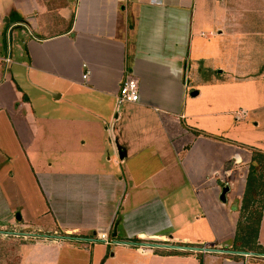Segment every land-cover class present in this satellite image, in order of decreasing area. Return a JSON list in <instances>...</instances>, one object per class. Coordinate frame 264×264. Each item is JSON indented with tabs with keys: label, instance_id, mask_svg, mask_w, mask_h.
I'll list each match as a JSON object with an SVG mask.
<instances>
[{
	"label": "crops",
	"instance_id": "crops-1",
	"mask_svg": "<svg viewBox=\"0 0 264 264\" xmlns=\"http://www.w3.org/2000/svg\"><path fill=\"white\" fill-rule=\"evenodd\" d=\"M263 25L264 0H0V264H264V201L233 248L264 157Z\"/></svg>",
	"mask_w": 264,
	"mask_h": 264
},
{
	"label": "rangeland",
	"instance_id": "rangeland-1",
	"mask_svg": "<svg viewBox=\"0 0 264 264\" xmlns=\"http://www.w3.org/2000/svg\"><path fill=\"white\" fill-rule=\"evenodd\" d=\"M219 9L220 8L218 6V7H210L208 10H209V13L211 15L213 12H218ZM261 24L262 23H260L259 20H258L257 23H256V27L261 29L262 28ZM199 30H201V31L198 32V35H197L198 36V40H200L202 42V45L200 46V51L199 52H202L203 54H204V52H206L207 55H209L210 52H212L214 50L215 46L213 47L211 45H212V42L215 40V38H213V35L211 33L212 32L211 29H199ZM201 32H203V36L201 35ZM208 42H210V43H208ZM208 59H210V57ZM221 70H222V66H220L219 69H215L214 60H209V61H206V62L205 61H201V63H199V68H198L197 71L200 74V76H203V78L206 80L205 85L208 86V84H209L208 80L212 79L211 78L212 76L219 75ZM193 92H197V91L195 90ZM191 95L192 94H190V96ZM207 96L208 95L205 94V89L202 88V95L199 96V98L196 100L197 101L196 102L197 109L208 110L207 112L212 111L213 109H216V108H218V109L220 108L219 110H223L222 109V104L215 106L213 103H211V100L209 101V98H207ZM187 97H189V93H188ZM189 99L190 98H187L186 101H189ZM185 104H186V102H185ZM122 105H126V104L125 103L121 104L120 107H122ZM114 115H115V113H114ZM238 116H240V115L238 114ZM232 117L233 118L237 117L236 113H234L233 116L231 115L230 119H232ZM109 137L111 139L110 135H109ZM214 137H216V136H214ZM216 138H219V137H216ZM258 183L263 184L264 183L263 182V178ZM252 198H253V200H252ZM260 199H261V196L259 194L255 195L254 197H251V203L253 204L254 201H255V203L253 205H250L251 207L249 208V210L245 209V208L242 209V211H241V214H242L241 218L242 219L240 221L242 226H240V228H238V238H237L236 242H234V244H233V248L234 249L239 248L243 244L250 245L253 242V240H254V230H253V228H254L255 223H253L251 220H253V218H255V216H256L255 212L256 211H254L252 213L251 208L254 209V210H258V206H259L258 203H259ZM256 200L258 202H256ZM243 204L245 206V200H243ZM24 250L28 251V249H24ZM30 253L31 252L28 251V255H30Z\"/></svg>",
	"mask_w": 264,
	"mask_h": 264
},
{
	"label": "built area",
	"instance_id": "built-area-1",
	"mask_svg": "<svg viewBox=\"0 0 264 264\" xmlns=\"http://www.w3.org/2000/svg\"><path fill=\"white\" fill-rule=\"evenodd\" d=\"M5 65H10L11 60V48H10V35L7 34L6 41V55L2 58ZM84 67H86L84 65ZM89 72L85 71L82 75V80L86 81L88 79ZM139 99L138 95V84L137 81L129 74H126L119 87L118 94L116 96V104L121 105L124 103H136ZM96 239L102 241L106 245H111L113 242L109 237L102 234H96Z\"/></svg>",
	"mask_w": 264,
	"mask_h": 264
},
{
	"label": "trees",
	"instance_id": "trees-1",
	"mask_svg": "<svg viewBox=\"0 0 264 264\" xmlns=\"http://www.w3.org/2000/svg\"><path fill=\"white\" fill-rule=\"evenodd\" d=\"M258 159V171H254V173L252 172V175L254 174L256 177H251L250 179V185L247 187V190H246V194H245V206L244 208L245 209H248L251 207L250 205H253L255 203V201L253 202V204L251 203V197H254L255 195L259 194L261 196V199L259 201V206H258V210H254L251 208V211L252 213L254 211L255 212V218H253V220H251L253 223H255L254 225V236L256 235L257 233V230H258V227H259V223H260V219H261V209H262V206H263V201H264V183L261 184V183H258L259 181H261V179L263 178V182H264V157L260 158V157H257ZM262 159V160H261ZM254 169H252L251 171H253ZM253 200V198H252ZM256 202H258L256 200ZM63 236H67V235H63ZM70 238H76V237H73V236H69ZM112 241H114V239H112ZM134 244H138L137 241H134L133 242ZM259 253L262 255L264 253V249L260 250Z\"/></svg>",
	"mask_w": 264,
	"mask_h": 264
},
{
	"label": "water",
	"instance_id": "water-1",
	"mask_svg": "<svg viewBox=\"0 0 264 264\" xmlns=\"http://www.w3.org/2000/svg\"><path fill=\"white\" fill-rule=\"evenodd\" d=\"M198 93L197 92H193L192 96H196ZM223 195L221 196V200L223 199ZM19 217L17 216V219ZM117 226L118 223L115 224L114 229H113V233H112V238H116V231H117ZM13 234H19V233H13ZM22 235V234H21ZM25 235V234H23ZM96 235V234H94ZM62 239H72L68 236L65 237H59ZM117 243H124L127 244V242H117ZM145 246L151 247V248H164V249H178V250H194V251H199V252H203V253H221V254H238V255H251L250 253H246V252H242V251H231V250H224V249H217V248H204V247H187V246H183V245H169V244H162V243H145L143 244Z\"/></svg>",
	"mask_w": 264,
	"mask_h": 264
}]
</instances>
